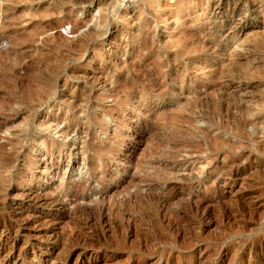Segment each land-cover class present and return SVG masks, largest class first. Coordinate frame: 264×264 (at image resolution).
Wrapping results in <instances>:
<instances>
[{"label":"rangeland","instance_id":"1","mask_svg":"<svg viewBox=\"0 0 264 264\" xmlns=\"http://www.w3.org/2000/svg\"><path fill=\"white\" fill-rule=\"evenodd\" d=\"M261 42L264 0H0V264H264Z\"/></svg>","mask_w":264,"mask_h":264},{"label":"bare ground","instance_id":"2","mask_svg":"<svg viewBox=\"0 0 264 264\" xmlns=\"http://www.w3.org/2000/svg\"><path fill=\"white\" fill-rule=\"evenodd\" d=\"M84 2V1H83ZM82 3V2H81ZM79 4V3H78ZM158 4H159V2H153L151 5L153 6V7H157L158 6ZM237 4V3H236ZM239 8V7H238ZM228 10V9H227ZM237 10V5H236V7L234 6V7H232L231 9H230V13L232 14V13H235V11ZM223 23V22H222ZM233 24V23H232ZM223 25V24H222ZM237 27V26H236ZM232 28H234L233 26H232ZM239 30V28H237V31ZM242 31V30H241ZM239 33V32H238ZM208 35V34H207ZM237 36V35H236ZM235 37V36H234ZM233 37V38H234ZM232 38V39H233ZM248 38V37H247ZM216 39V37H214L213 38V40H215ZM235 39V38H234ZM83 40V39H82ZM239 41V40H238ZM242 41H243V39H242ZM247 41H248V39H247ZM217 43V42H216ZM263 43L264 42H261V44L263 45ZM237 55H238V53H237ZM238 57V56H237ZM236 57V54H233V53H229L228 54V60H229V65H230V68H231V72L233 71L234 73L237 71V70H243V69H245V70H248V64H249V61H248V59L246 58V60L243 62V61H239L238 60V58ZM235 95V94H234ZM239 109V108H238ZM34 194V193H33ZM38 195V194H37ZM42 198H43V196H41ZM37 198V197H36ZM50 199V198H49ZM36 200V199H35ZM56 200V199H55ZM46 201V200H45ZM48 204V203H47ZM209 204V203H208ZM57 209V208H56ZM206 210V209H205ZM82 212V211H81ZM71 215V214H70ZM94 216V215H93ZM8 230V229H7Z\"/></svg>","mask_w":264,"mask_h":264}]
</instances>
